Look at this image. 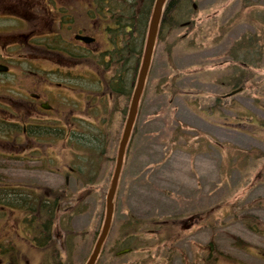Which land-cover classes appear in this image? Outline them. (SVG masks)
I'll list each match as a JSON object with an SVG mask.
<instances>
[{
  "label": "rangeland",
  "instance_id": "374dc122",
  "mask_svg": "<svg viewBox=\"0 0 264 264\" xmlns=\"http://www.w3.org/2000/svg\"><path fill=\"white\" fill-rule=\"evenodd\" d=\"M8 1L0 3V16H5ZM192 3L196 9L191 7ZM185 7L180 11H185ZM188 7L192 49L187 50L184 47L187 42L182 41L180 65L186 88L195 84L197 102L193 101L194 97L184 95L166 105L158 80L162 61L157 56L140 99L135 134L115 192L111 229L98 264L135 261L165 264L168 260L170 264H187L183 259L191 263L192 255L199 263L211 257V264H264V255L259 250H264V157L238 159L221 146L230 144L242 150L256 148L264 152V137L253 130L247 119L250 116L264 122V0H188ZM13 28L11 20L0 19V29L11 31ZM236 40L243 41L249 48L245 49L246 69L242 71L248 79L245 90L223 99L213 92L226 90L221 86L224 80H230L231 84L236 81L229 77L228 60L221 54ZM15 41L11 37L0 39L4 46L0 48V58L10 65V70L0 77L8 83L18 78L15 69L20 64L23 69L33 70L30 62H17L19 52ZM134 44L136 50L141 48L142 51L143 40ZM140 60L141 56L137 68ZM7 93L16 98L9 85ZM200 109L214 111L208 117L211 123L199 117ZM226 121L232 124L226 125ZM187 126L198 128L200 139L193 138L197 132L188 130ZM122 127L123 123L119 122L100 127L89 125L75 128L72 135L79 137L76 144L82 147L92 143L88 141L90 130L101 131L108 139L109 154L114 156ZM180 127L187 129L181 128L177 138L171 136L173 129ZM38 165L14 163L2 166L4 169L0 172L11 180L40 175L42 181H50V173L38 172ZM108 186L109 183L103 189L66 193L79 204L78 212L71 215L69 228L82 233L79 234L81 240L78 237L69 239L71 264H83L91 253L104 220ZM244 216L255 217L262 228L253 225L251 229L242 221ZM183 218L185 221L191 219L192 227L179 230L175 223ZM151 219L168 220L169 227L164 229V234L171 238L180 236L174 246L178 250L174 253L172 250L168 259L167 250L155 244L163 233H155L157 230L151 225ZM208 242L210 251L206 256ZM117 244L131 246L134 251L116 255ZM212 252L223 259L216 254L210 255ZM213 256L219 259L215 261Z\"/></svg>",
  "mask_w": 264,
  "mask_h": 264
},
{
  "label": "flooded vegetation",
  "instance_id": "af4514ba",
  "mask_svg": "<svg viewBox=\"0 0 264 264\" xmlns=\"http://www.w3.org/2000/svg\"><path fill=\"white\" fill-rule=\"evenodd\" d=\"M153 1L130 5L135 10L141 5L139 12L146 20ZM173 1L164 4L146 76L147 81L158 56L162 61L158 80L166 105L184 95L197 101L195 84L186 88L180 65L181 38L190 44L186 49H192L189 7L179 21L177 1ZM8 4L9 14L0 19L11 20L14 28L0 29V39L14 38L17 62H30L33 70L20 64L14 83L0 77V169L14 163H39L36 170H46L52 178L42 181L38 175L11 180L0 172V264H70L63 194L107 187L116 161L101 131L92 135L98 146L78 147L70 137L78 127H100L126 119L137 79L135 60L138 64L142 53L141 49L140 53L133 51L131 37L140 36L137 41L142 43L147 27L114 9L126 3L108 0H9ZM237 44L239 62L245 63V50ZM8 85L16 98L7 93ZM224 85L226 90L213 93L223 99L236 94L238 88L231 89L225 81ZM209 115L207 111L199 117L211 123ZM124 158L122 172L126 154ZM49 194L56 195L51 204ZM35 196L36 204L16 206L17 198Z\"/></svg>",
  "mask_w": 264,
  "mask_h": 264
},
{
  "label": "water",
  "instance_id": "95a60500",
  "mask_svg": "<svg viewBox=\"0 0 264 264\" xmlns=\"http://www.w3.org/2000/svg\"><path fill=\"white\" fill-rule=\"evenodd\" d=\"M165 0H155V3L153 5V11H152V14H151V17H150V24H149V27H148V35H147V39H146V45H145V49H144V52H143V60H142V63H141V68H140V71H139V74H138V81H137V84H136V87H135V91H134V94H133V97L131 99V105H130V108H129V115H128V118L125 122V126H124V129H123V133H122V138L119 142V149H118V152H117V162H116V165H115V168H114V175L112 177V180H111V185L110 187L108 188L107 190V195H106V199H105V213H104V222H103V225H102V230L101 232L99 233L98 237H97V241L94 245V248H93V252L91 253V255L89 256V258L87 259L86 263L85 264H95V260L100 252V248H101V245L103 244L104 240H105V236L109 230V225L111 223V219H112V212H113V204H112V201H113V198L115 196V189H116V186H117V178L119 176V173H120V167L122 165V161H123V154H124V151H125V145H126V142L129 138V133L131 131V128L133 126V121H134V117L136 115V110H137V105H138V99L143 91V84H144V80H145V75H146V72L148 70V65H149V61H150V58H151V51H152V48H153V45H154V38H155V34H156V29H157V26H158V23H159V17L161 15V12H162V6L164 4ZM193 7L195 8V5L193 4ZM0 70H7V68L5 66H0ZM129 251L128 249L122 251V252H127Z\"/></svg>",
  "mask_w": 264,
  "mask_h": 264
},
{
  "label": "bare ground",
  "instance_id": "6f19581e",
  "mask_svg": "<svg viewBox=\"0 0 264 264\" xmlns=\"http://www.w3.org/2000/svg\"><path fill=\"white\" fill-rule=\"evenodd\" d=\"M108 1L110 3H113V4L126 3L128 6H118V7H114V9L115 10H119L118 11L119 13H123V11H124L125 12L124 14L126 15V18H128L129 20L131 19V20L137 21L135 23H137L138 26L142 27V25H145V23H146V27H149V24H150L151 20L148 19V18H146V20H144L145 18L142 17V14L139 11L135 10L132 7V5H130V3L134 2V1H131V0H108ZM173 2H175V0ZM139 38H140V36L132 35L130 44H131V47H132L133 50H134V46L136 45L134 43H135V41L139 40ZM134 56H136V55H134ZM135 63H136V60H135ZM144 93L145 92H142V95ZM88 135L90 137V138H88L89 139L88 141H90V140L92 141L91 145L98 146L97 145L98 141H93V137H92V135H98V132L96 130H90L88 132ZM70 138H71V142L73 144H76L78 142V140H79V137H77V136L73 137V135ZM90 149H87V150H90ZM36 200H37V198L33 199L31 197L17 198L16 199V206H24L25 204L32 205L33 202H34V204H36ZM14 203L15 202H13V204ZM139 225L142 226L141 223ZM151 225L153 226L154 230H160V225L158 224V221L156 219H151Z\"/></svg>",
  "mask_w": 264,
  "mask_h": 264
},
{
  "label": "trees",
  "instance_id": "16d2710c",
  "mask_svg": "<svg viewBox=\"0 0 264 264\" xmlns=\"http://www.w3.org/2000/svg\"><path fill=\"white\" fill-rule=\"evenodd\" d=\"M131 1H133V0H131ZM134 1H139V0H134ZM184 3L185 2H183V1H177V8H180L181 4H184ZM133 6L134 5H132V7ZM244 49H249V48H247L245 46ZM247 79H246V82H247ZM254 121L255 122H253L251 124L253 126V130L254 131H257L259 135H262L264 137V127H263L264 126L263 125L264 123H263V121L261 119L260 120H254ZM202 137H204V134L202 135ZM221 146H225V149H226V151L229 152V154H231V155H234V154L237 155L238 156V159L239 158H244L245 159V158H248V157L249 158L250 157H255V158H260L261 159V157H264V152L259 151L256 148H251L250 150H242V149L236 148V147H234V146H232L230 144H226V145H223L222 144ZM242 221H244L248 226H250L251 229H253L252 228L253 225L256 226V228H259V229L262 228V225H260L261 223H258V221H257V219L255 217L244 216L242 218ZM165 236H166L165 237L166 239L174 240V238H171L170 236H167V235H165ZM163 240H164V237L156 240L155 244L157 245V244L161 243ZM255 248H257V247H255ZM257 249H259V248H257ZM259 250H261V249H259ZM212 254H216L217 256L221 257L217 252L216 253H213L212 252L210 255H212ZM213 257H214V260L215 259H219V257H215V256H213ZM221 258L223 259V257H221Z\"/></svg>",
  "mask_w": 264,
  "mask_h": 264
}]
</instances>
